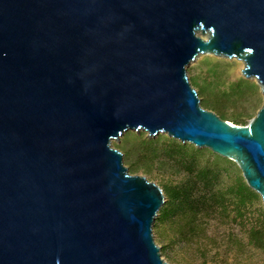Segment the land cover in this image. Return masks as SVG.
Returning a JSON list of instances; mask_svg holds the SVG:
<instances>
[{"label":"water","instance_id":"water-1","mask_svg":"<svg viewBox=\"0 0 264 264\" xmlns=\"http://www.w3.org/2000/svg\"><path fill=\"white\" fill-rule=\"evenodd\" d=\"M200 54L264 95V0H0V264H170L164 191L112 144L127 130L235 161L264 206V99L245 125L204 108Z\"/></svg>","mask_w":264,"mask_h":264},{"label":"rangeland","instance_id":"rangeland-1","mask_svg":"<svg viewBox=\"0 0 264 264\" xmlns=\"http://www.w3.org/2000/svg\"><path fill=\"white\" fill-rule=\"evenodd\" d=\"M244 67L241 59L213 54H201L187 66L201 105L239 125L249 123L264 99L262 86L253 77L244 75ZM237 85L241 90H236ZM168 138L173 137L132 129L112 141L123 152L129 171L157 183L164 191L165 200L169 199L166 186L187 184L193 187V196L207 198L196 207L194 224H186L189 218L185 212L170 215L158 227L153 224L154 239L162 257L170 264H264V247L250 244L248 234L258 222L263 202L259 195L250 202L247 213L239 215L237 197L231 190L237 186L236 178L242 175L237 163L229 159L234 162L230 165L208 150L195 151L190 147L183 149L182 158V154L170 157ZM184 160L192 161L193 168L186 167ZM201 169L217 172V180L211 187H206L199 178Z\"/></svg>","mask_w":264,"mask_h":264},{"label":"trees","instance_id":"trees-1","mask_svg":"<svg viewBox=\"0 0 264 264\" xmlns=\"http://www.w3.org/2000/svg\"><path fill=\"white\" fill-rule=\"evenodd\" d=\"M236 90H241V88L237 85ZM242 124H246V123H242ZM188 147H190L192 150L195 151L208 150L210 153L214 154L216 158L219 159L223 158L224 160H227L230 163V165H234L233 161H229V159H226L214 153L208 148L201 149L196 147L195 145L189 143H182L174 138H168L167 151L170 157L178 154L181 155L183 149H187ZM182 156L183 154L181 155V158ZM183 162L186 165V167H188L189 169L193 168L192 161L184 160ZM199 178H202L204 180V184L206 187H211L214 181L217 180V172L208 169H201L199 173ZM236 179H237V186H232L231 190L232 192H234L235 196L237 197L236 208L238 209V213L240 216H244L249 209L250 202H252L254 198H258L259 194L248 186L242 175H239ZM166 187H167L166 190L169 199L165 200L162 207L160 208L159 213L154 220V226L158 227V225H160V223H163L164 220L168 218L170 215L179 212L181 213L185 212L188 215L189 219L188 222L186 223L187 225L194 224L195 216L197 213L196 207L200 203H205L204 201L207 198L201 197V199H198L197 197L193 196V193L191 191L193 187L190 186L189 184L182 186L172 185ZM218 198H222V197H218ZM216 199L217 198H215V200ZM216 201H218L219 203L221 202V200H216ZM257 220L258 222L255 223V225H252L251 228L249 229L248 232L249 243L254 244L257 247L259 246L264 247V208L263 207L260 208L259 216Z\"/></svg>","mask_w":264,"mask_h":264},{"label":"bare ground","instance_id":"bare-ground-1","mask_svg":"<svg viewBox=\"0 0 264 264\" xmlns=\"http://www.w3.org/2000/svg\"><path fill=\"white\" fill-rule=\"evenodd\" d=\"M201 55V54H200ZM238 59V58H237ZM242 60V59H241ZM245 63V62H244ZM244 69H245V67L243 68V73H244ZM252 78V77H251ZM254 79H256V77H253ZM256 81H257V79H256ZM260 85V84H259ZM262 86V85H261ZM263 87V86H262Z\"/></svg>","mask_w":264,"mask_h":264}]
</instances>
